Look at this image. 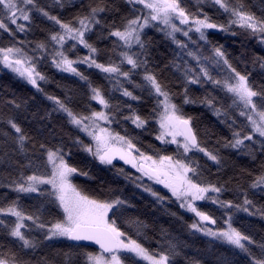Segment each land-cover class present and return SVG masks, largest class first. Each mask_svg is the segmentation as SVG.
Wrapping results in <instances>:
<instances>
[{
  "label": "snow or ice",
  "instance_id": "6c2138e0",
  "mask_svg": "<svg viewBox=\"0 0 264 264\" xmlns=\"http://www.w3.org/2000/svg\"><path fill=\"white\" fill-rule=\"evenodd\" d=\"M0 73V264H264V0H0Z\"/></svg>",
  "mask_w": 264,
  "mask_h": 264
},
{
  "label": "trees",
  "instance_id": "16d2710c",
  "mask_svg": "<svg viewBox=\"0 0 264 264\" xmlns=\"http://www.w3.org/2000/svg\"><path fill=\"white\" fill-rule=\"evenodd\" d=\"M149 35L151 36L152 33L150 32ZM156 39L158 41H160V43L157 45L158 48V53L157 55L162 59L164 54H165V49H166V45L163 44V42L161 41V38L159 36L156 37ZM214 39L218 40L219 42L223 43L224 40L221 39V37L217 36ZM50 75H54V73H50ZM56 80H59L60 77L59 76H55ZM70 83V81H69ZM0 85H7L10 88L14 89L15 91H17V93H20L22 91V88L19 86V84L15 81H13L8 75H5L3 73H0ZM48 91H56L55 86L52 85L50 86L48 89ZM31 93H29L30 95ZM188 111H191V109H187ZM81 183H83V181H80ZM175 210V209H173ZM141 211H143V209H141ZM162 215V214H161ZM142 219L147 218L142 216ZM167 218H162L161 219V223L165 222ZM149 222H151V220L149 219ZM245 224L250 225V231L252 232H262L264 231V223H261L258 219H254L252 221H245ZM167 226V225H166ZM58 247H67V245H57ZM202 243L200 241L196 242L195 247H202ZM89 250H94V249H89Z\"/></svg>",
  "mask_w": 264,
  "mask_h": 264
},
{
  "label": "water",
  "instance_id": "95a60500",
  "mask_svg": "<svg viewBox=\"0 0 264 264\" xmlns=\"http://www.w3.org/2000/svg\"><path fill=\"white\" fill-rule=\"evenodd\" d=\"M85 243H90V242H85Z\"/></svg>",
  "mask_w": 264,
  "mask_h": 264
}]
</instances>
